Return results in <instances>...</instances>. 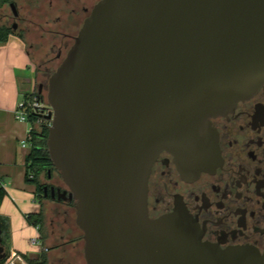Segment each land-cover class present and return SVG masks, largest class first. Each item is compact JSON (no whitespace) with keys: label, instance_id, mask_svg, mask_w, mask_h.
Segmentation results:
<instances>
[{"label":"water","instance_id":"95a60500","mask_svg":"<svg viewBox=\"0 0 264 264\" xmlns=\"http://www.w3.org/2000/svg\"><path fill=\"white\" fill-rule=\"evenodd\" d=\"M263 85L264 0L95 5L49 77L45 115L67 186L52 187V198L75 202L86 264H264L252 246L204 241L182 206L156 219L148 212L159 154L170 152L190 176L215 168L211 119ZM2 240L0 228V260Z\"/></svg>","mask_w":264,"mask_h":264},{"label":"flooded vegetation","instance_id":"af4514ba","mask_svg":"<svg viewBox=\"0 0 264 264\" xmlns=\"http://www.w3.org/2000/svg\"><path fill=\"white\" fill-rule=\"evenodd\" d=\"M40 1L30 0L22 6L15 1L19 15L13 13L12 26H20L35 70L45 78L64 60L100 0H47L45 7ZM53 63L58 66L49 73ZM48 81L38 82L39 93L48 91ZM211 124L217 133L219 158L207 162H217L216 167L197 176L186 175L174 156L162 151L149 177V216L156 219L182 206L198 221L204 241L222 248L252 246L264 255V85L229 113L212 118ZM52 187L67 190L49 175L42 195L52 198ZM67 262L60 257L52 264Z\"/></svg>","mask_w":264,"mask_h":264},{"label":"crops","instance_id":"0c3cea01","mask_svg":"<svg viewBox=\"0 0 264 264\" xmlns=\"http://www.w3.org/2000/svg\"><path fill=\"white\" fill-rule=\"evenodd\" d=\"M33 59L29 53L27 39L12 34L8 42L0 47V143L4 141L2 154L0 152V181L7 191L0 213L10 220V249L11 253L21 256L27 255L31 259H38L44 253L40 246H33L31 238L39 236L42 244L49 248L46 252L47 264L56 262L60 257L67 259L66 264H85L81 234L75 221L73 209L69 202H61L53 198L44 197L42 200L36 194V187L26 181L25 153L21 164L11 165L17 153H8L7 141L18 139L25 133L26 128L16 118L15 111L19 103L20 94L31 91L22 88V74L27 70ZM28 81V79H27ZM21 103V102H20ZM27 130L26 138L28 139ZM14 142V141H13ZM1 150V148H0ZM14 158V159H13ZM2 162L7 164L4 166ZM10 171V167L15 169ZM9 169V170H7ZM15 173V175H13ZM8 176H11L9 179ZM42 210L43 221L40 225L29 221L28 216ZM63 248L67 252L63 253ZM82 249V251H81ZM33 250V251H32ZM32 253H29L31 252ZM80 251V252H79ZM25 259V257H24ZM26 260V259H25ZM27 261V260H26Z\"/></svg>","mask_w":264,"mask_h":264},{"label":"trees","instance_id":"16d2710c","mask_svg":"<svg viewBox=\"0 0 264 264\" xmlns=\"http://www.w3.org/2000/svg\"><path fill=\"white\" fill-rule=\"evenodd\" d=\"M15 0H0V8H3L6 5H10L14 3ZM12 34H17L21 38H23V31H17L13 28L12 24L1 23L0 24V47L8 42L9 37ZM34 94L39 95L42 99H45L43 93H39L36 91ZM28 121L31 124L30 131L28 133V142L30 144V152L25 157L26 164V181L28 183H32L36 187V194L38 198L42 200L44 195L43 186L44 182L42 180V176L49 178V175H53V171L56 170L48 151L47 146V138L49 133L50 121L44 117L40 116L36 113L28 114ZM7 195V191L4 188L3 184L0 181V207ZM70 205L75 207V202H71ZM43 213L42 210L35 214H31L28 216L29 221L34 222L36 225H40L43 221ZM0 228L2 230V243L6 247L7 257L3 260H0V264L5 263L8 257L11 254V249L9 245L10 241V220L3 216L0 213ZM25 259L30 264H47V256L46 252L42 253L38 259H31L27 255L24 256Z\"/></svg>","mask_w":264,"mask_h":264},{"label":"rangeland","instance_id":"374dc122","mask_svg":"<svg viewBox=\"0 0 264 264\" xmlns=\"http://www.w3.org/2000/svg\"><path fill=\"white\" fill-rule=\"evenodd\" d=\"M15 1H18V3L20 4V6L24 5L27 1L30 3V0H15ZM46 1L47 0H41L39 2V4H41L43 7H45ZM27 9L29 10L30 8H27ZM21 10H23V12H25V9H21ZM13 21H14V19H13V10H12L11 6L10 5H6L3 8H0V24L1 23L12 24ZM76 29L77 28L75 27V28H72L70 30L71 31H74ZM17 31H20V26L17 27ZM34 34L36 35V33H34ZM57 66H58V63L50 64L49 67H50V70L51 71L49 73H52L56 69ZM22 75H23L22 76V79L24 80V81H22V84H21L22 85V88L24 90H28V86L30 84V86L32 87V89H31V91H27V92L24 91V92H22L20 94V98H19L20 101L18 103V106H19L20 102L25 101L31 94H34L36 91H38V82L39 81L45 80L47 82V80H48V78L50 76V74H49L48 76L46 75V77L44 78V77H42V74L41 73L37 74V72L35 70L34 62H31L29 64V67L27 68V70ZM27 79H28V81H27ZM43 95L45 96L46 102H47V90L45 92H43ZM18 106H17L16 110L18 109ZM21 124H22V126H24L26 128L25 133H23V134H21V136H19L20 141L25 140L27 142V144H28L27 145V148L25 150L22 149L21 144L19 143V140L18 139L15 138V140H13L14 142L11 141V143H10V141H9L10 138H9V140L6 137L4 138V140H6L8 142L7 143L8 145L6 147L7 148L6 150L8 151V153H12L13 152V157H14V154H15L14 152L17 153V157H15V159L13 158L14 160L11 161L12 162L11 165H15L14 162H17V164H19V163L21 164V162H23L22 161L23 155L25 153L28 154L30 152V144L27 141L26 133H27V130L29 128H31V124H30L29 121H26V122L21 123ZM3 144H4V141H3V143L2 142L0 143V148H1L0 152H1V154H2V149H3L2 148L3 147ZM2 163L4 164L6 162H2ZM5 165H7V164H4V166ZM18 166L19 165H17V167L15 169H12V166H11L10 167V171H12V170L13 171L14 170L16 171L19 168ZM7 170H9V169H7ZM13 175H15V173ZM53 175L55 176L56 181H61V183H63L66 186V184L64 183V181H63V179L61 177L60 172L57 169L55 171H53ZM10 177L11 176H8L7 179H9ZM47 179L48 178L42 176V180L43 181H46ZM73 212H74V216L76 218L75 207L73 209ZM79 232H80V234L82 236L83 233H82V230L80 228H79ZM82 244H83V240H82L81 246H82ZM32 251L29 252V253H32ZM81 251H82V249H81Z\"/></svg>","mask_w":264,"mask_h":264},{"label":"built area","instance_id":"2783aa9c","mask_svg":"<svg viewBox=\"0 0 264 264\" xmlns=\"http://www.w3.org/2000/svg\"><path fill=\"white\" fill-rule=\"evenodd\" d=\"M50 111L51 107L49 106L48 102H46V100H43L37 94H31L25 101L19 104L18 109L15 111V115L16 118L20 121H28V114L31 112L45 117V115H47ZM25 145H27V142L23 141V146ZM30 241L33 246H40L43 252H47L49 250L42 244L39 236L31 238ZM16 260H20L23 264H30L24 259L23 256L16 253H11L8 259L3 264H14Z\"/></svg>","mask_w":264,"mask_h":264}]
</instances>
